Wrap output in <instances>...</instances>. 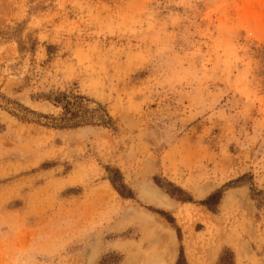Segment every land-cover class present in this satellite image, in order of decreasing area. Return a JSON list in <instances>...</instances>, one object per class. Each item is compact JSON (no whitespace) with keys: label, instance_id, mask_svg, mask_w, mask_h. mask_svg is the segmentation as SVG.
I'll return each instance as SVG.
<instances>
[{"label":"rangeland","instance_id":"obj_1","mask_svg":"<svg viewBox=\"0 0 264 264\" xmlns=\"http://www.w3.org/2000/svg\"><path fill=\"white\" fill-rule=\"evenodd\" d=\"M111 254L264 264V0H0V264Z\"/></svg>","mask_w":264,"mask_h":264},{"label":"trees","instance_id":"obj_2","mask_svg":"<svg viewBox=\"0 0 264 264\" xmlns=\"http://www.w3.org/2000/svg\"><path fill=\"white\" fill-rule=\"evenodd\" d=\"M122 189H123L124 191H126V189H124V188H122ZM120 257H121V256H118V255H115V254H111V255H109L108 257H106V258L104 259V261H103L101 264H117L118 261H120ZM225 259H226L225 256L222 257V258H221V263H220V264H222V262H223ZM229 261L233 262V260H232V256H231V258H230Z\"/></svg>","mask_w":264,"mask_h":264}]
</instances>
